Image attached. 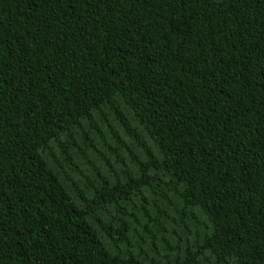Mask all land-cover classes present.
I'll list each match as a JSON object with an SVG mask.
<instances>
[{
    "label": "trees",
    "instance_id": "trees-1",
    "mask_svg": "<svg viewBox=\"0 0 264 264\" xmlns=\"http://www.w3.org/2000/svg\"><path fill=\"white\" fill-rule=\"evenodd\" d=\"M0 264H264V0H0Z\"/></svg>",
    "mask_w": 264,
    "mask_h": 264
}]
</instances>
